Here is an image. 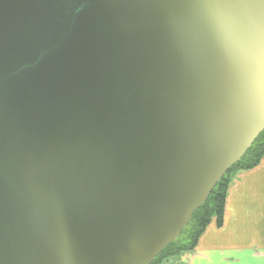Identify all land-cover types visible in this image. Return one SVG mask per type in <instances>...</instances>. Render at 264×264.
<instances>
[{
    "label": "water",
    "instance_id": "95a60500",
    "mask_svg": "<svg viewBox=\"0 0 264 264\" xmlns=\"http://www.w3.org/2000/svg\"><path fill=\"white\" fill-rule=\"evenodd\" d=\"M205 0H0V264H151L264 130Z\"/></svg>",
    "mask_w": 264,
    "mask_h": 264
},
{
    "label": "crops",
    "instance_id": "0c3cea01",
    "mask_svg": "<svg viewBox=\"0 0 264 264\" xmlns=\"http://www.w3.org/2000/svg\"><path fill=\"white\" fill-rule=\"evenodd\" d=\"M159 264H264V158L235 178L223 226L212 223L195 249Z\"/></svg>",
    "mask_w": 264,
    "mask_h": 264
},
{
    "label": "clouds",
    "instance_id": "9594fccd",
    "mask_svg": "<svg viewBox=\"0 0 264 264\" xmlns=\"http://www.w3.org/2000/svg\"><path fill=\"white\" fill-rule=\"evenodd\" d=\"M204 12L238 95L264 113V0H205Z\"/></svg>",
    "mask_w": 264,
    "mask_h": 264
},
{
    "label": "trees",
    "instance_id": "16d2710c",
    "mask_svg": "<svg viewBox=\"0 0 264 264\" xmlns=\"http://www.w3.org/2000/svg\"><path fill=\"white\" fill-rule=\"evenodd\" d=\"M264 158V130L256 138L244 157L234 164L216 184L205 203L198 208L190 222L176 240L169 244L151 264H159L164 259L179 255L197 247L207 228L215 223L221 227L225 222L227 197L239 173L256 168ZM185 234L186 237L181 236Z\"/></svg>",
    "mask_w": 264,
    "mask_h": 264
},
{
    "label": "rangeland",
    "instance_id": "374dc122",
    "mask_svg": "<svg viewBox=\"0 0 264 264\" xmlns=\"http://www.w3.org/2000/svg\"><path fill=\"white\" fill-rule=\"evenodd\" d=\"M181 237H182V238H185V237H186V235H185V234H183Z\"/></svg>",
    "mask_w": 264,
    "mask_h": 264
}]
</instances>
